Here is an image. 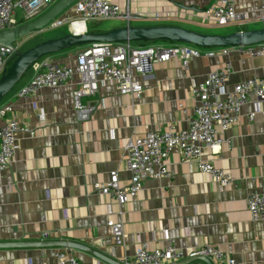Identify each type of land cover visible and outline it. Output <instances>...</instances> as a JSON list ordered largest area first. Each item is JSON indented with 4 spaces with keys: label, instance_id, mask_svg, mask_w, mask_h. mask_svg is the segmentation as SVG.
Listing matches in <instances>:
<instances>
[{
    "label": "crops",
    "instance_id": "obj_1",
    "mask_svg": "<svg viewBox=\"0 0 264 264\" xmlns=\"http://www.w3.org/2000/svg\"><path fill=\"white\" fill-rule=\"evenodd\" d=\"M113 1L122 10L128 4L130 11L142 12L145 17L129 22L100 19L66 24L65 31L46 39L72 32H104L127 24H169L202 33L264 26L256 18L259 0H236V11L249 18L242 24H230L232 28L224 32L204 16L205 8L215 0ZM178 2L197 9L180 7ZM156 12L163 17L153 18ZM22 15L21 11V17H16L17 25L23 23ZM45 31L33 34V41H38L35 35ZM79 48L51 56L60 64H68ZM207 48L202 47L203 52L186 67L176 57L156 63L142 80L139 97L121 95L110 84L101 85L94 95L82 97V103L94 106L85 120L78 119L73 109V83L42 87L26 99L14 98L15 91L31 76L28 70L5 101L29 131L17 134L19 148L2 171L0 242L74 241L120 263L131 258L142 242L148 248L174 244L187 250L212 245L225 253L221 262L212 264H229L230 258L235 264H264V220L253 219L246 207L248 192L264 187V101L249 120L248 114L254 111L253 98L242 106L239 120L227 131H220L224 141L202 149L204 159L231 175L229 186L218 190L194 161H181L179 152L173 150L168 157L170 177L146 180L136 197L123 205L111 200L113 218L123 223L124 244L114 248L103 243L109 238L106 203L110 198L95 191L93 183L107 181L110 171L118 169L120 184H127L124 148L128 139L168 125L186 127L195 106L193 85L226 61L231 64L226 90L243 79L264 76V55L230 51L207 56ZM58 249L68 250L81 264H107L89 253L62 246L0 248V264L50 262Z\"/></svg>",
    "mask_w": 264,
    "mask_h": 264
},
{
    "label": "built area",
    "instance_id": "obj_2",
    "mask_svg": "<svg viewBox=\"0 0 264 264\" xmlns=\"http://www.w3.org/2000/svg\"><path fill=\"white\" fill-rule=\"evenodd\" d=\"M56 0H0V31H7L17 25L15 9L22 11L23 20H31L48 8ZM236 0H215L205 8L204 16L213 25L224 26L242 24L248 20L246 13H239L235 8ZM46 10V11H47ZM153 18H161L156 12ZM165 16H168L167 14ZM142 12L122 10L113 0H76L68 10L49 21L44 30L60 27L64 24L74 25L78 22L102 19L143 18ZM256 18L264 24V0H259ZM43 30V31H44ZM29 38V37H28ZM27 38V39H28ZM30 39V38H29ZM26 39L19 38L10 44L0 43V75L6 71L15 55L23 51ZM238 51L249 56L264 55V42L246 46L211 47L204 51L207 56L227 55ZM203 52L198 46L186 43H151L138 45L134 42H100L79 48L73 62L60 64L51 55L43 56L30 66L31 76L15 91L14 98L26 99L42 87L56 88L74 84L72 105L78 119H88L93 113L91 103H82V97L94 95L101 85H112L117 93L139 97L143 91L142 80L148 76L159 62L178 58L183 67ZM231 73V64L226 61L214 69L205 79L192 87L195 106L188 116L187 126L177 128L168 125L153 129L128 139L124 148L125 169L129 172L127 184L121 185L118 169L110 171L109 179L103 183H93V189L109 196L106 213L109 218L106 227L109 238L103 243L122 246L124 229L121 220L113 218L112 201L123 205L136 197L148 179L168 178L171 175L168 157L173 150L180 154L181 161H194L202 173L208 174L222 191L231 184V175L215 167L202 157L204 147H212L224 141L220 131H227L241 116L242 106L254 99V111L248 114L251 120L259 111L264 101V76H254L235 83L226 90V82ZM43 116V112L40 113ZM27 132L14 112L12 105L0 103V180L2 171L10 163L19 148L17 134ZM246 207L253 219L264 220V187L251 189L246 196ZM47 234L44 233L45 238ZM199 257H206L214 263L225 258V253L212 245L195 249H182L174 244L164 247L148 248L145 242L137 247L133 256L123 264H175L186 259H194L186 264H205ZM235 264L234 259L228 260ZM27 264H33L29 261ZM41 264H81L68 250L58 249L55 258ZM103 264V263H97Z\"/></svg>",
    "mask_w": 264,
    "mask_h": 264
},
{
    "label": "water",
    "instance_id": "obj_3",
    "mask_svg": "<svg viewBox=\"0 0 264 264\" xmlns=\"http://www.w3.org/2000/svg\"><path fill=\"white\" fill-rule=\"evenodd\" d=\"M75 1L76 0H56L46 12L37 18L26 20L22 24L16 25L7 31H0V43L10 44L16 39L25 36H32L36 32H42L49 21L57 17ZM177 5L186 9H197L194 6H185L179 2ZM123 41H168L208 48L246 46L264 42V26L261 28L236 30L227 33H202L169 24L148 26H135L127 24L124 27L114 28L104 32H72L59 37L48 38L15 55V58L11 62L9 68L0 75V102L3 97L16 86L28 68L43 56L55 54L72 48L82 47L92 43ZM48 246H62L71 249H78L93 255L107 264H123L99 250L74 241L40 240L33 242H0V248ZM194 260H197V258H189L175 264H186ZM198 260H201L205 264H212L206 257H199Z\"/></svg>",
    "mask_w": 264,
    "mask_h": 264
},
{
    "label": "rangeland",
    "instance_id": "obj_4",
    "mask_svg": "<svg viewBox=\"0 0 264 264\" xmlns=\"http://www.w3.org/2000/svg\"><path fill=\"white\" fill-rule=\"evenodd\" d=\"M71 7V6H70ZM69 8V7H68ZM67 8V9H68ZM16 13H17V15H16V17L19 19L21 16V11L18 9L17 11H16ZM26 20H23L22 22H25ZM66 28H67V25L65 24V25H63V26H60V27H57V28H54V29H50V30H46L43 34H37V35H35L34 37H38L37 39H38V42H40V41H42V39H41V37L42 36H44L45 37V39H46V37H50V36H55V35H57L60 31H65L66 30ZM230 28H232V25H224V26H219V27H217V30L218 31H222V32H224V30H228V29H230ZM23 39H26V41H27V44L29 45V44H31L32 43V41L34 40V39H32L31 41H29L28 42V40H29V38H28V36H25V37H22ZM28 38V39H27ZM31 38H33V36L31 37ZM45 39H43V40H45ZM156 42H158V43H163V44H166L165 42H167V41H156ZM26 46V44H23V47L22 48H24ZM199 48H201L202 49V47H199ZM28 72V71H27ZM26 72V73H27ZM26 75V74H25ZM24 75V76H25ZM24 79V77L22 78V80ZM21 82V81H20ZM11 95V93L8 95V96H6L3 100H2V102H5L6 101V99L9 97Z\"/></svg>",
    "mask_w": 264,
    "mask_h": 264
},
{
    "label": "trees",
    "instance_id": "obj_5",
    "mask_svg": "<svg viewBox=\"0 0 264 264\" xmlns=\"http://www.w3.org/2000/svg\"><path fill=\"white\" fill-rule=\"evenodd\" d=\"M32 39H33V38H32ZM32 39L30 38V39L28 40V42L31 41ZM155 42H156V41L134 42V43H135V44H138V45H147V44H151V43H155ZM167 42H168V41H167ZM36 43H38V41H32V43L29 44V45H28L27 42H26V46L23 48V50L26 49V48H29V47H31V46H33V45H35ZM50 55H53V54H50ZM28 70H30V67L28 68ZM28 70H27V71H28ZM27 71H26V72H27ZM26 72H25V74H26ZM25 74H24V75H25ZM24 75H23V77H24ZM23 77H22V78H23ZM22 78L20 79V81H22ZM20 81L16 84V86H15V87H14V88H13L8 94H6V95L3 97V99H4L6 96H8L10 93L12 94V91H14V89L17 88V86L20 84ZM3 99H2V100H3ZM2 100H1V102H2ZM1 102H0V103H1Z\"/></svg>",
    "mask_w": 264,
    "mask_h": 264
}]
</instances>
